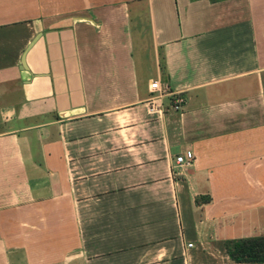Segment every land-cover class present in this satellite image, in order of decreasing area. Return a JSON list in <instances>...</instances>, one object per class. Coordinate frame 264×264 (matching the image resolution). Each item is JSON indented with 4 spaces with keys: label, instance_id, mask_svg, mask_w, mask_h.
Masks as SVG:
<instances>
[{
    "label": "crops",
    "instance_id": "crops-1",
    "mask_svg": "<svg viewBox=\"0 0 264 264\" xmlns=\"http://www.w3.org/2000/svg\"><path fill=\"white\" fill-rule=\"evenodd\" d=\"M261 235L264 0H0V264H264L225 245Z\"/></svg>",
    "mask_w": 264,
    "mask_h": 264
},
{
    "label": "trees",
    "instance_id": "trees-1",
    "mask_svg": "<svg viewBox=\"0 0 264 264\" xmlns=\"http://www.w3.org/2000/svg\"><path fill=\"white\" fill-rule=\"evenodd\" d=\"M225 245L229 256L237 262H264V235L229 239Z\"/></svg>",
    "mask_w": 264,
    "mask_h": 264
},
{
    "label": "rangeland",
    "instance_id": "rangeland-1",
    "mask_svg": "<svg viewBox=\"0 0 264 264\" xmlns=\"http://www.w3.org/2000/svg\"><path fill=\"white\" fill-rule=\"evenodd\" d=\"M148 6L146 3L135 4L132 6L134 36L137 44V53L140 55L142 41H150V35L146 32L148 25Z\"/></svg>",
    "mask_w": 264,
    "mask_h": 264
},
{
    "label": "built area",
    "instance_id": "built-area-1",
    "mask_svg": "<svg viewBox=\"0 0 264 264\" xmlns=\"http://www.w3.org/2000/svg\"><path fill=\"white\" fill-rule=\"evenodd\" d=\"M150 88L151 91L154 93V96L152 97V109L161 107V103L160 104L158 103L159 101H161L163 96H165L168 93L163 90L160 82L156 80L151 82ZM184 102L185 99L181 96H178L174 100L173 107L179 109L180 104ZM193 160H194V154L191 150H187L185 153L176 156V163L181 167H186L192 164Z\"/></svg>",
    "mask_w": 264,
    "mask_h": 264
}]
</instances>
